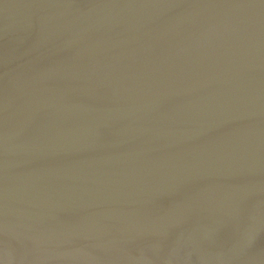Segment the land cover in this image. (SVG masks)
I'll return each mask as SVG.
<instances>
[{
	"label": "water",
	"instance_id": "95a60500",
	"mask_svg": "<svg viewBox=\"0 0 264 264\" xmlns=\"http://www.w3.org/2000/svg\"><path fill=\"white\" fill-rule=\"evenodd\" d=\"M0 264H264V0H0Z\"/></svg>",
	"mask_w": 264,
	"mask_h": 264
}]
</instances>
